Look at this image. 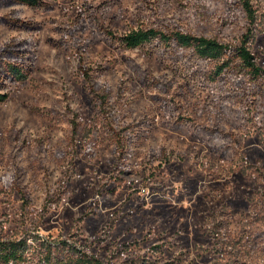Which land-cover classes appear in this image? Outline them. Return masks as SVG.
Segmentation results:
<instances>
[{
	"label": "rangeland",
	"instance_id": "374dc122",
	"mask_svg": "<svg viewBox=\"0 0 264 264\" xmlns=\"http://www.w3.org/2000/svg\"><path fill=\"white\" fill-rule=\"evenodd\" d=\"M253 3L264 68V0ZM0 15L32 23L0 21V49L18 42L28 63L25 80L0 74V241L23 242L32 264L73 250L106 264H264V86L214 81L215 62L188 48L108 34L237 46L239 0H40ZM86 72L112 93L108 111Z\"/></svg>",
	"mask_w": 264,
	"mask_h": 264
},
{
	"label": "trees",
	"instance_id": "16d2710c",
	"mask_svg": "<svg viewBox=\"0 0 264 264\" xmlns=\"http://www.w3.org/2000/svg\"><path fill=\"white\" fill-rule=\"evenodd\" d=\"M239 1L247 19V27L246 32L243 34L241 44L237 46L222 43L216 38L198 36L182 31L166 32L153 27L133 29L122 36H116L112 31H108V34L112 39L122 43L127 48L144 47L147 44L158 41L167 47L177 46L179 48L191 49L197 58L215 62L216 68L211 76L212 80H223L225 73L230 72V74H234L235 76L245 75L250 82L257 83L258 89H262L264 86V68L257 64L255 56L249 46V42L254 36L257 10L253 3L254 0ZM39 3L40 0H0V6L24 4L35 7ZM0 21L19 27H32V23L21 22L22 20L17 16L0 15ZM8 47L7 52L6 47L0 49V54L5 58L3 60L0 59V74L6 76L7 79L16 81L25 80L28 76V63L20 60H24L26 55L24 47H18V42L11 43ZM85 75L90 82V92L100 103V106L105 111H108L111 105L112 93L109 90L96 89L89 72H86ZM6 98L7 95L5 93H0V102L5 101ZM208 133L214 135L216 131L210 128ZM118 145H120V139ZM162 156H165V154L162 153ZM63 245L65 247L67 245L68 252H71L67 242ZM27 251L24 243L21 241H0V264H32L28 261L25 262L27 259L25 254ZM79 252L78 250L75 253L73 250V258L76 256V259L72 260L70 257L71 261L60 260L58 264H106L92 255L87 253L78 254ZM50 262L51 260L49 259L42 261L43 264H49Z\"/></svg>",
	"mask_w": 264,
	"mask_h": 264
}]
</instances>
